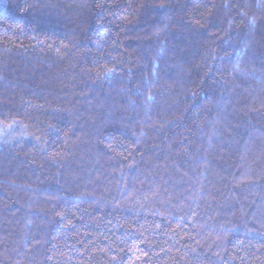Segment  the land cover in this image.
Wrapping results in <instances>:
<instances>
[{"label": "trees", "instance_id": "obj_1", "mask_svg": "<svg viewBox=\"0 0 264 264\" xmlns=\"http://www.w3.org/2000/svg\"><path fill=\"white\" fill-rule=\"evenodd\" d=\"M0 264H264V0H0Z\"/></svg>", "mask_w": 264, "mask_h": 264}]
</instances>
